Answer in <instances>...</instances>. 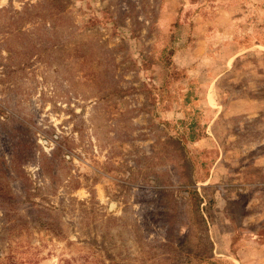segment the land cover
Instances as JSON below:
<instances>
[{"label":"rangeland","instance_id":"obj_1","mask_svg":"<svg viewBox=\"0 0 264 264\" xmlns=\"http://www.w3.org/2000/svg\"><path fill=\"white\" fill-rule=\"evenodd\" d=\"M0 264H264V0H0Z\"/></svg>","mask_w":264,"mask_h":264},{"label":"crops","instance_id":"obj_2","mask_svg":"<svg viewBox=\"0 0 264 264\" xmlns=\"http://www.w3.org/2000/svg\"><path fill=\"white\" fill-rule=\"evenodd\" d=\"M209 107L212 108V109L218 108L217 106H212L210 103H209Z\"/></svg>","mask_w":264,"mask_h":264},{"label":"trees","instance_id":"obj_3","mask_svg":"<svg viewBox=\"0 0 264 264\" xmlns=\"http://www.w3.org/2000/svg\"><path fill=\"white\" fill-rule=\"evenodd\" d=\"M208 99H209L210 103H213V102H212V99L210 98V96H209V95H208Z\"/></svg>","mask_w":264,"mask_h":264}]
</instances>
